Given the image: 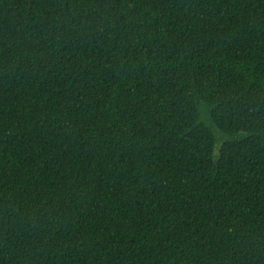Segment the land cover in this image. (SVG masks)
<instances>
[{
    "label": "trees",
    "instance_id": "1",
    "mask_svg": "<svg viewBox=\"0 0 264 264\" xmlns=\"http://www.w3.org/2000/svg\"><path fill=\"white\" fill-rule=\"evenodd\" d=\"M0 264H264V0H0Z\"/></svg>",
    "mask_w": 264,
    "mask_h": 264
}]
</instances>
